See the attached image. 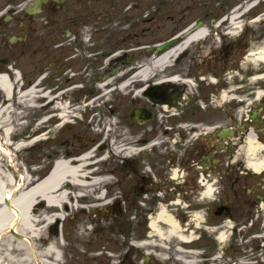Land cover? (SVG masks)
Returning a JSON list of instances; mask_svg holds the SVG:
<instances>
[{
    "label": "flooded vegetation",
    "instance_id": "1",
    "mask_svg": "<svg viewBox=\"0 0 264 264\" xmlns=\"http://www.w3.org/2000/svg\"><path fill=\"white\" fill-rule=\"evenodd\" d=\"M249 4L254 7L244 13L242 8ZM233 11L242 27L235 37H227L225 19ZM199 21L208 28L210 40L175 58L163 81L134 79L136 99L153 97L163 104L156 110L137 107L148 110L149 120L127 126V137L135 140L128 147L135 150L118 156L114 192L119 204L127 202L128 213L120 206L117 214L133 228L136 222L146 226L160 204L182 222L199 213L204 215L199 227L212 232L224 228L223 253L229 264L252 259L261 264L264 162L259 170L249 162L264 160V94L257 95L264 93V81L251 83L264 75V65L243 62L250 50L264 47V0H0V72L18 67L28 82L53 84L57 91L80 83L86 98L87 80L97 83L111 77L120 82L126 76L115 78L114 71L137 73L146 52L137 38H150L151 44L154 38H178L190 23ZM86 38L92 39V46H86ZM126 41L129 47L119 46ZM183 64L188 65L186 71ZM74 65L83 74H69L67 69ZM86 68L91 70L89 77ZM28 69L34 74H27ZM173 77L180 80L172 81ZM223 93L244 102L218 110ZM157 118L163 125L156 124ZM223 129L229 134L221 137ZM157 134L168 142L161 149L147 147ZM249 136L256 144L253 153L246 152ZM72 139L73 135L56 136L51 142L54 147H72ZM208 184L214 193L203 200V186ZM139 203L147 206L144 221ZM133 205L136 221L129 212ZM204 234L201 230L190 245L203 246L201 256L208 258L215 247L207 250V245L215 246L218 240Z\"/></svg>",
    "mask_w": 264,
    "mask_h": 264
},
{
    "label": "bare ground",
    "instance_id": "2",
    "mask_svg": "<svg viewBox=\"0 0 264 264\" xmlns=\"http://www.w3.org/2000/svg\"><path fill=\"white\" fill-rule=\"evenodd\" d=\"M253 22H256L253 21ZM238 27H241V22H238V15L233 12L229 18L228 35L236 36L239 33ZM209 34L201 29L196 31L189 37L179 43L177 46L169 49L165 53L159 56H152L149 61L142 64L139 68V72L132 76L128 81L121 85L122 90L131 83L132 78H137L138 82H144L150 79L154 73L160 76L157 80L162 81L164 76L161 74L167 66L171 65L172 58L176 55L177 51L189 46L190 42L205 39ZM244 58V64L251 63L255 66L259 64L264 65V47L252 49ZM145 66V67H143ZM167 69V68H166ZM14 81L8 75H0V92L3 96L11 102L15 93V82L18 78L14 75ZM141 78V79H139ZM172 81H179L178 77H173ZM257 81H264V75L251 79V83ZM141 89L138 90L139 94ZM37 90L30 88L27 92L17 97L19 101L33 102L35 99ZM47 97L48 94L46 93ZM257 95H263L257 93ZM232 98L227 97L226 93H223L219 100L229 101ZM220 102V101H219ZM51 101H48L44 106L50 107ZM56 107L60 109L59 117L64 118L68 116V106L66 104L57 103ZM163 110H168L166 106H161ZM11 103L0 107V150H7L8 161H4L0 164V264H59L61 259L60 244L57 238L45 239V229L53 223L54 220L58 221L63 217L62 209L68 210L67 192L65 186L67 182H71L75 185L78 183L84 184L86 190L84 193L90 199V202H94V206H100L103 199L102 192L97 193V197L92 198L90 195L95 191H98L97 187H93L96 183L99 185L104 181L109 180L108 174L103 176H96L91 178L86 174L84 176V169L82 163L75 160H57L48 176L42 181L32 180L28 177L27 173H16L19 182L16 184L14 181L15 175L11 173L5 163L9 164L13 161L12 150L7 147L8 139L13 132L11 124ZM43 119L41 122H45ZM60 126V125H59ZM35 139L29 143H17L15 149L19 150L26 145L32 144ZM26 144V145H25ZM121 144V143H120ZM156 143H154L155 145ZM106 145L103 143L101 149ZM256 144L252 141V136L248 137L246 152L253 153L256 150ZM121 152L129 149L125 148L123 144L120 145ZM264 160L260 162L251 163L249 165L259 170L263 165ZM13 169H16L13 166ZM100 170H96L95 174H104ZM86 181H85V179ZM70 180V181H68ZM77 182V183H75ZM95 183V184H94ZM90 186V187H89ZM77 188V187H75ZM214 193L212 186L204 185L202 192V199L211 198ZM81 195V194H80ZM85 198V197H83ZM201 199V200H202ZM177 203V202H176ZM106 204V203H102ZM174 205V204H173ZM176 205V204H175ZM71 208H73L71 206ZM106 211H109V207H104ZM102 209V208H99ZM108 209V210H107ZM83 211V210H81ZM201 214L193 213L192 221L193 227H197L201 223ZM149 228V240L146 244H143V248H151L154 245L171 243L175 241L174 246L179 243L177 240L189 241L193 239V234L190 231L188 233V225L182 224L181 220L177 218L174 211H168L167 207L160 205L156 208L155 213L147 218ZM216 239L223 243L226 239V232H213ZM177 242V243H176ZM39 243H42L39 246ZM162 251L158 253L159 257L154 258L166 261L169 264H174L176 260L173 256L180 254L184 261V264H200L195 260V254L193 252H184L179 248L170 249L162 248ZM158 251V250H156ZM149 259V253H146ZM167 256L169 257L167 259ZM177 258H180L177 255ZM217 258V257H216Z\"/></svg>",
    "mask_w": 264,
    "mask_h": 264
},
{
    "label": "rangeland",
    "instance_id": "3",
    "mask_svg": "<svg viewBox=\"0 0 264 264\" xmlns=\"http://www.w3.org/2000/svg\"><path fill=\"white\" fill-rule=\"evenodd\" d=\"M158 39L161 38H154L153 42L157 41ZM136 40L138 41L139 45L141 43L151 44L152 42L150 38H137ZM92 45L93 44L91 40H89V42L86 43V46H92ZM119 46L129 47L130 45L128 44V41H126L123 45H119ZM197 46L198 45H194L195 48H197ZM192 54L193 53H191V55ZM143 55L145 59L142 60V63L151 59V57L147 53H144ZM141 58L142 57H139V62L141 61ZM187 68H188L187 64H183L181 67V69L184 71H186ZM125 69L127 70L128 67ZM27 72L28 74H30L32 73V70L28 69ZM67 72L70 74L73 72L74 73L77 72L75 76L83 74L82 70H80L76 65H74L70 69H67ZM89 75H91V70L86 68V77H89ZM97 89L98 87L90 84L88 80L86 81V97H90L88 94L91 95L94 94L97 91ZM129 91H131L129 94H123L124 92H129ZM69 92L71 94L70 96L68 95L67 97L69 101L75 102L74 104L81 103V99H83L82 96L84 95V86L81 88V91L79 92L75 90H69ZM138 97H139L138 99L135 98L134 93H132L131 86H129V89H125L122 92L116 89L113 93H111V95H109V98L111 99L110 103L107 104L106 106L100 105L97 109L99 118L101 120H98L97 119L98 117L93 116L91 123H88L90 115L92 114L93 111H89V110H86V112L79 111L82 116V119L76 120V124L73 123L71 124L70 122L68 126L62 127L60 131L56 130L57 124H53V120H50L48 122V127L50 128L47 129L48 127H45L44 129L45 132L48 130L49 132L44 136H42L45 138L40 142L41 144L36 143L32 145L30 148L20 149L18 151H15L16 154L13 155L14 165L18 168L23 162H25L28 168L27 170L32 172L35 170L31 168H34V166H38L40 170L37 171L36 173L39 175H43L45 171H48L51 168L55 158L61 155H65L66 151H68V154H77L86 150L87 147H90L91 145L101 140H104L103 138L104 133L102 132L98 133V132L102 130V125L106 129V126L107 124L109 125V123L111 124V127H115L114 125L116 124V128H117V133L112 135L111 137L112 139H116V141L119 143L123 139L125 140L123 142L125 147H128L129 143H131L133 146V142H135V140H131L132 138L127 137V132H128L127 126L137 125L135 120H131L129 118V114L131 110L135 107H140V106L148 109H155V110L158 109L155 106L152 107V104L149 103L150 101L148 100V98L146 100L142 95H139ZM2 99L3 97L2 94L0 93V102L2 101ZM46 99L47 98H42L41 100L42 104L46 103ZM61 104H64V102L62 101ZM219 104L220 105L216 106V109L218 110L232 109L235 106V102H230V103L219 102ZM18 107L19 106L13 102L14 110L11 112V119L12 120L14 119L15 122L18 120V117L17 118L15 117L16 114L14 113V111L15 108ZM70 107L71 106H69V108ZM51 108L53 107L51 106L46 107L42 105L36 109L35 108L25 109V113H27V115L25 116L27 125L24 126V122H23V124L18 128L19 130L17 131V133H19L20 135V133L32 131L33 127L31 130H28V128L29 125L34 126L32 122L35 121V117L44 114V111H42V109L50 110ZM24 114H20V117L24 116ZM76 114L78 115L79 113ZM157 119L158 122L156 124L158 126L163 125L164 121L161 120V118H157ZM13 132L14 134L12 135V137L17 138V136H15L17 133L16 131H14V129ZM108 134L110 133L108 132ZM71 135H73L74 137L72 139L73 142L72 147L71 146L67 147L61 143L54 144L56 146L54 147L51 142V139L56 136L61 139L63 137H70ZM133 139H136V137H133ZM128 140H130L129 143H127ZM159 140H163L164 143L159 144L158 146L152 145V143L155 141L160 142ZM166 142H168L167 137L157 134L153 139L150 140L147 147H151V148L156 147V149H161L160 147L163 146ZM50 155H53L52 160L49 157ZM116 155L114 157H111L106 164L101 165L100 169L114 170L118 155L120 154H118L117 156ZM40 156H43L41 158V163L39 162V160H37L40 158ZM155 177H156V181H158L159 178L157 176ZM109 180L111 181V183L107 185L109 189L107 195V200L109 197V202L107 203L110 204L109 211H106L105 208L102 209L97 208L100 206L95 207L94 206L95 204H93L94 202H90V199L86 197L84 201L82 200L83 207H78L77 204L73 205V203H70L69 204L70 207L68 206L69 207L68 211H66V213H63L65 219L58 220L57 223L54 222L51 224L50 227H47L45 229V235H44L45 238L46 237L57 238L56 237L57 234L55 233L56 228L58 229V235L62 237V245H60V253L62 256L59 264H145L144 257L146 255V252H151V249H147L148 247L143 249L140 248L136 249L133 246H131L133 248H130V245L127 244V241L133 238H138V241L142 240L140 238H143L145 236L144 232L148 233V229L145 231L144 225H141L137 222L136 225L133 228H131L130 226L124 223L123 216H119L118 214H116V209L118 210L120 206L122 208L123 214H127L128 204L127 202H123L119 204L118 197L115 196V192H114L115 172L111 174ZM91 195L95 196L93 190ZM132 201H134V199H132ZM102 203H105V201L99 203V205L102 206ZM141 203H139L142 209L141 218L144 221L145 211L147 209L146 208L147 206H144ZM71 206L72 207L75 206V207L71 208ZM135 211H136L135 205L129 208V212L133 213L131 219L136 221L137 213ZM195 235L197 236L198 232H196ZM40 244L42 243H39V245ZM173 244L174 243L172 241L171 243L165 245L167 247H172V249H175V246ZM208 247L212 248V245L209 244ZM216 251L217 250L215 245V252ZM177 255L180 258H177ZM177 255L173 256L176 259L174 260V264H184V261L181 258L180 254ZM154 258L155 257L153 255H150L147 264H169L161 259H156L154 261ZM197 258L198 256L195 255L196 261ZM120 259L122 260V263L120 262ZM177 259H180V261H178ZM198 259H200V257ZM111 260L114 261L111 262ZM220 261L221 263L224 262L222 260ZM225 261L228 262L227 260Z\"/></svg>",
    "mask_w": 264,
    "mask_h": 264
},
{
    "label": "water",
    "instance_id": "4",
    "mask_svg": "<svg viewBox=\"0 0 264 264\" xmlns=\"http://www.w3.org/2000/svg\"><path fill=\"white\" fill-rule=\"evenodd\" d=\"M167 45L168 44H164V45H160V46L156 47L155 53L163 51L167 47Z\"/></svg>",
    "mask_w": 264,
    "mask_h": 264
}]
</instances>
